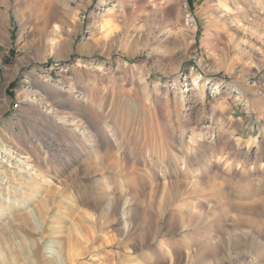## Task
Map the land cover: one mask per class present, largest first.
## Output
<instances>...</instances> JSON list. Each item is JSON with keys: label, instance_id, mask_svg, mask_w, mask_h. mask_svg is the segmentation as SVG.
Instances as JSON below:
<instances>
[{"label": "rangeland", "instance_id": "rangeland-1", "mask_svg": "<svg viewBox=\"0 0 264 264\" xmlns=\"http://www.w3.org/2000/svg\"><path fill=\"white\" fill-rule=\"evenodd\" d=\"M0 264H264V0H0Z\"/></svg>", "mask_w": 264, "mask_h": 264}, {"label": "trees", "instance_id": "trees-1", "mask_svg": "<svg viewBox=\"0 0 264 264\" xmlns=\"http://www.w3.org/2000/svg\"><path fill=\"white\" fill-rule=\"evenodd\" d=\"M189 1H190V0H189ZM16 84H17V82H16V81H13V82L10 84V87L13 88V87H15Z\"/></svg>", "mask_w": 264, "mask_h": 264}]
</instances>
